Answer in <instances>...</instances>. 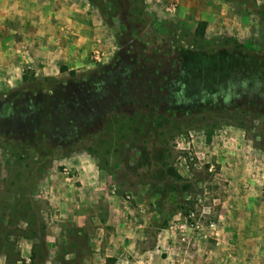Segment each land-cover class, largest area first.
<instances>
[{
    "label": "rangeland",
    "instance_id": "374dc122",
    "mask_svg": "<svg viewBox=\"0 0 264 264\" xmlns=\"http://www.w3.org/2000/svg\"><path fill=\"white\" fill-rule=\"evenodd\" d=\"M53 3L45 36L16 31L10 49L5 38L0 115L10 113L8 98L29 95L46 77L88 84L85 94L105 108L110 102L111 111L132 109L130 99L146 103L152 93L158 107L138 105L146 120L126 134L112 130L113 140L103 123L75 130L74 140L70 130L69 152L52 159L0 148V264H81L80 256L93 264L92 255L94 264H145V255L151 264H178L218 254L237 235L264 253V0H125L113 16L87 0ZM200 22L203 38L195 35ZM137 50L166 52L161 72L135 65ZM70 94V104L85 99L81 121L89 105L103 111L84 93ZM159 115L166 123L153 129ZM81 174L92 184L83 187ZM241 188L257 193L258 210L238 216L236 226L227 218L232 190ZM83 189L93 192L92 203L80 200ZM109 205L117 211L106 223ZM62 209L99 214L101 224L67 221Z\"/></svg>",
    "mask_w": 264,
    "mask_h": 264
},
{
    "label": "trees",
    "instance_id": "16d2710c",
    "mask_svg": "<svg viewBox=\"0 0 264 264\" xmlns=\"http://www.w3.org/2000/svg\"><path fill=\"white\" fill-rule=\"evenodd\" d=\"M87 1L90 5L95 6L103 14L110 16L118 14L117 11L120 5L126 7L124 3L125 0ZM105 3H108L107 6ZM141 14L142 12L138 11L137 15L141 16ZM137 20L138 19H136V21ZM138 21L142 22L141 20ZM205 28L206 23L200 22L198 27L195 29V35L199 38H203ZM156 43L158 42H151V45ZM234 46L236 49H238L237 52H245L243 47L236 45ZM142 51L143 50L136 51V57L133 59V63L135 65H141L142 63L144 64L145 68L147 65H151L149 67L147 66V71H151V67L153 70L158 69V71L161 72L160 69L162 64L160 65V63H162V61L165 59L164 55L166 52L159 51L162 53L160 54L159 52L153 50L150 55H147L144 51ZM129 55L130 54H125V56H128V58L130 57ZM108 68H110V66H106V69ZM61 71H66V68L62 67ZM69 75L75 78L76 73L74 71H69ZM22 81H27V77L25 75L22 76ZM74 81H77L76 78L73 80V82H69L46 77L41 81L36 82L38 83L37 85L39 89H29V95H26L20 91L17 93L15 97L16 99L13 101L11 98H8L7 105L10 106V113L5 114L3 112L0 115V148H5L7 151L16 156L23 154V152H26V150H31L35 157L40 160L52 159L55 151H63L65 153L69 152L68 149L65 150V143H67L65 138L70 130L72 135L69 137L70 139L74 140V138H76L75 130H79L81 127L93 128L94 126H98V123H103L104 128H101V131L107 133L110 136V139L113 140L115 138L113 133L115 130L116 132L122 131L124 134H126L128 131H132L134 126L138 125L140 122L143 123L146 120V117L143 116L141 112L139 113L140 107H138V105H140L142 108H151L152 106L154 108L158 107L157 100L154 98V93H152L151 98H147L148 101L146 103H144L142 99L138 101L130 99V104L133 105L132 109H130V106H127L125 103L118 106L117 109H119V111H117V109L111 111L114 109V107L110 105V102L105 108L104 100H101L99 96H96L92 93H90L91 96L89 94H85L89 93L88 84H81V82L76 83ZM149 83L151 88L155 90L157 87V80L152 79V81H149ZM72 92L84 93L86 98H89L92 104V99H94L95 103L101 105L103 111L99 108H92V106L89 105L86 110L88 118L85 121H81L83 116L81 112H79L80 108L78 104H80L82 100L85 99L83 97L78 98L76 100L79 101L78 104L68 103L71 98L70 93ZM64 96H67L66 100L62 99ZM1 97L4 98L6 95ZM3 102H5V100H3ZM33 102H35V104H33ZM30 104L40 107L39 109L41 110L33 112L30 108ZM110 111L114 113H112V115H108ZM21 112H24V114L21 115ZM150 116L152 117L153 115ZM148 117L149 116H147V119ZM69 119L70 122H72L70 126L67 125V121ZM158 120L159 122H157V118H154V120L151 121L152 123H156V126H154L153 129L163 128L165 125L166 120L163 118V116L159 115ZM118 136L126 137L125 135ZM107 153H110V149L107 150ZM166 172L172 177L176 174L174 170H167Z\"/></svg>",
    "mask_w": 264,
    "mask_h": 264
},
{
    "label": "crops",
    "instance_id": "0c3cea01",
    "mask_svg": "<svg viewBox=\"0 0 264 264\" xmlns=\"http://www.w3.org/2000/svg\"><path fill=\"white\" fill-rule=\"evenodd\" d=\"M53 5V0H0V52H3L6 47L4 46L6 45L5 38H9L10 40L7 44L9 49L13 47L16 31H20L21 35L29 37L45 36L43 30L46 29L47 25L51 24V20L53 19ZM15 51L16 50H14V52ZM80 177L85 185L83 187L88 186L90 183L92 184V180L88 175L81 174ZM92 194L90 193V190L83 189L82 195H79L80 200L84 202V199H86L88 203H92V197L89 199ZM231 198H233L229 206V212L231 215L227 219H229V221L234 220V224L236 226H238L239 223L238 216L251 213L256 209L258 210L257 205L253 203V200L257 198V193L245 194V190H243V188L233 189ZM71 201L72 200L69 199V203ZM114 210L117 211V209H115V205H109L105 208L106 217H104V219L106 220V223L113 217ZM61 211L62 218H68L67 221H70L69 218H72L77 221V223L84 221V225H87L90 220L96 222V225L101 224V217L96 213L94 217L91 216V218H87L82 213H75L71 209L66 212L63 209ZM245 221L247 223H251L252 220ZM97 229L99 231V228ZM230 241L231 244L228 246L226 245L219 251L218 254H208V256L203 254L200 256L194 255L187 260L180 257L175 259V262L178 264L185 263L186 261L188 262L187 264H264V253L258 254L253 252L252 250H254V248L249 247L252 243L239 239L238 235L237 239H232ZM92 256L91 263L94 264L96 262V258L94 255ZM148 257L149 256L147 255L142 256L143 260L146 262L145 264H151V259ZM65 258H71V254H67ZM87 259L88 256H80L78 260L81 264H83V261ZM119 261L120 260H116L110 264H118Z\"/></svg>",
    "mask_w": 264,
    "mask_h": 264
}]
</instances>
